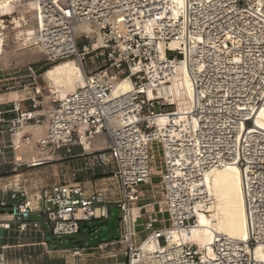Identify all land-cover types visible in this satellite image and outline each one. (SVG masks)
<instances>
[{
    "label": "built area",
    "instance_id": "2783aa9c",
    "mask_svg": "<svg viewBox=\"0 0 264 264\" xmlns=\"http://www.w3.org/2000/svg\"><path fill=\"white\" fill-rule=\"evenodd\" d=\"M35 1L45 63L79 61L85 84L44 104L43 75L35 67L0 80V95L20 97L0 103V176L7 167L14 175L30 168L18 158L14 137L27 126L47 123L44 136L27 132L23 140L53 158L81 148L78 157L90 158L117 192L86 194L57 181L38 191L34 205L22 182L0 189V231L6 233V241L0 236V264H32L8 259L10 251L22 247L8 241L12 233L44 236L41 222L26 220L31 215L42 216L53 235L63 237L79 234L82 224L106 225L113 208L119 210L121 239L60 252L75 264H264L256 255L258 248L264 251V130L254 128L264 107V0H183V5L175 0ZM115 20L122 21L126 39L116 34ZM87 26L96 33L83 31ZM178 67L186 71L194 93L181 122L173 121ZM127 80L131 90L113 95ZM162 118L171 122L162 127ZM154 145L164 158L159 175L152 169ZM229 167L243 175L249 238L216 234L210 252L184 236L199 227V213L207 214L213 203L205 175ZM155 177L170 227L156 228L167 225L156 190L149 201L141 195V186L153 184ZM154 207L158 210L144 223L147 238L136 245V227L144 211ZM149 240L150 252L142 248ZM118 246L125 250L118 252ZM120 255L126 260L119 261Z\"/></svg>",
    "mask_w": 264,
    "mask_h": 264
},
{
    "label": "bare ground",
    "instance_id": "6f19581e",
    "mask_svg": "<svg viewBox=\"0 0 264 264\" xmlns=\"http://www.w3.org/2000/svg\"><path fill=\"white\" fill-rule=\"evenodd\" d=\"M175 1L179 5H183V0ZM15 13H18L20 18L17 19L14 17ZM8 17H13V20L10 22V25H14L13 29L10 28V26L5 25V18ZM28 19L33 23L34 20L38 19V5L35 0H23L14 4L5 0H0V61L1 57L8 53V51L5 50L8 41H6L8 31L5 30L9 29L16 31L17 33L15 38L16 51L22 50L23 52H31V54H37L38 52L43 51L37 41L38 25L37 27L33 24L25 27L23 25L22 20L26 23ZM114 27L119 39H126V29L122 24V21L115 20ZM83 31L94 34L96 33V30L89 26L83 28ZM43 79L46 82L47 88H45V90L47 89L48 93L45 95V98L43 95V98L44 104H47L53 95L56 99L60 100L82 87L85 84V72L79 61L70 59L52 66L43 74ZM131 88L132 84L127 80L116 86L113 95L130 91ZM172 94L174 95L173 102H176L178 106V112L173 118V121L181 122L184 120V114L187 113V110H190L191 102L194 98L191 81L182 67H178V76L172 86ZM169 122H171L170 119L162 118L159 123L160 126L163 127ZM47 128V123L40 127L27 126L16 134V138L14 137L17 154L19 156L29 155L28 157L30 158L27 162L29 167L43 165L50 161L52 156L38 155L41 154L40 150H38L34 144L28 145L23 140V136L27 132H32L35 136H44ZM254 128L264 130V107L257 113ZM102 146V139L98 138L96 149H100ZM86 148L89 149L88 145H86ZM203 184L207 187L213 199V203L207 214L199 213V227L195 229L191 235H185L184 238L200 248H208L210 252L211 248L209 246L216 234L240 241H247L249 238V231L241 169L238 167H229L214 170L205 175ZM38 198L39 192L35 201L33 200L34 205L37 204ZM161 203L168 224L170 223V220L165 210L164 201L161 200ZM133 211L135 216L139 214L137 208H134ZM168 227H170V224ZM142 248L148 252L154 250V246L150 240L145 242ZM256 255L264 261V251H262L261 248L256 250Z\"/></svg>",
    "mask_w": 264,
    "mask_h": 264
},
{
    "label": "rangeland",
    "instance_id": "374dc122",
    "mask_svg": "<svg viewBox=\"0 0 264 264\" xmlns=\"http://www.w3.org/2000/svg\"><path fill=\"white\" fill-rule=\"evenodd\" d=\"M17 19L20 18L19 14L15 15ZM6 19V18H5ZM5 21L6 26H10V28L13 29L14 25H10V22L13 20V17H8ZM20 20V19H19ZM23 25L28 26L33 24L34 26L36 25L37 27V19L34 20V23L28 19V21L25 23L23 20ZM12 26V27H11ZM12 29L5 30L8 31V37L6 39L7 41V46L5 47V50L8 51L7 54H4L1 57L0 61V80H9L13 79L15 77L19 76V70L20 69H25L28 66H33L35 67L40 74H44L47 70H49L52 66L54 65H49L45 63V56L42 52H38L37 54H31V52H23L21 51H16V44H15V38H16V31H13ZM41 86L47 88L45 80L42 78L41 79ZM14 94V95H13ZM47 89L43 92L44 98L45 95H47ZM5 96V97H4ZM0 103L3 102H13L17 101L19 99V96L15 92L7 93L4 95H0ZM23 97H25L23 95ZM21 97V98H23ZM54 96H52L53 98ZM5 98V99H4ZM5 100V101H4ZM45 125V124H44ZM26 142V141H25ZM16 144V143H15ZM154 151V163L152 164L153 166V173L154 174H161L163 170V165H164V158L162 155L161 150L157 145H154L153 147ZM56 163L48 162L45 163L41 166H38L36 168H27L24 167L23 171L19 173L22 175V179L18 181H24L27 186H31L33 182L37 181L38 179H46L50 184L55 183L54 182V177L56 173V167L53 166ZM12 176L10 175H1L0 176V189H5V187L10 186L11 178ZM58 179V178H57ZM53 180V182H52ZM59 180V179H58ZM110 183H105L103 185V188L108 189L107 191H110L109 188H112L110 194H115L117 192V186L113 181H109ZM160 178L155 177L153 179V184L151 185H142L140 190H141V195L143 196V200L149 201L153 191L156 190V200L157 202H161L162 197L160 194V186H159ZM43 187V185H32L30 189H34L33 192L31 193L32 199H35V193L37 194L38 191ZM114 190V191H113ZM7 196V195H6ZM160 204V203H159ZM162 207V205H160ZM10 210V209H9ZM8 210V211H9ZM158 210V207L150 208L146 211H144V217L143 219H140L137 227H136V237H135V243L136 245H139L142 243L146 238H147V232L145 230L144 223L151 220L152 217L148 214L150 212H155ZM4 211V210H1ZM158 219H162L163 216L162 214H157ZM27 221H39L41 222L42 229L44 231V239L47 241L49 244L50 248L52 249H74V248H81V247H96L100 243H106V242H112V241H117L122 238V225L120 220H116L113 222L112 229L111 231L104 237H101V232L106 228V225H104L101 230L93 235H89V232L83 228L85 224H82V229L79 234L72 235V236H63V237H57L53 235L51 227H48L47 225L44 224V218L42 216L38 215H31L26 218ZM98 222H90V226H95ZM170 223L167 225L165 224H156V228H163L168 226ZM0 236L3 237V240L1 242L6 241V234L3 230L0 231ZM125 250L124 246H118L117 251L122 252ZM13 251V257L16 258L18 257V252ZM119 261L126 260V258L123 255H120L118 258Z\"/></svg>",
    "mask_w": 264,
    "mask_h": 264
},
{
    "label": "crops",
    "instance_id": "0c3cea01",
    "mask_svg": "<svg viewBox=\"0 0 264 264\" xmlns=\"http://www.w3.org/2000/svg\"><path fill=\"white\" fill-rule=\"evenodd\" d=\"M81 152H82L81 148L75 147L71 149L70 153L66 150H62L58 152L54 156V158L52 157V159H54L52 163L54 162L56 163L55 165H53L56 167L54 182L61 181L64 183H68L72 187H78L82 189L86 194H90L91 192H93L94 189L105 191L106 189L103 188V185L105 183H110L108 181H113V180L103 179V174L99 169L95 167V163L90 158L78 157L79 155H81ZM38 155L52 156L48 152L45 154L41 152V154ZM21 156L18 155V158L24 164H28L27 162L30 158L28 157L29 155L26 156L21 155ZM30 168H34V167H30ZM1 175L12 176L11 178H9L11 180L10 183L11 185L8 187H12L13 185L19 184L21 182L25 184L24 181H18L22 179L21 177L22 175H14L11 172V167L2 169ZM50 182H48L46 179H38L37 181L33 182L32 185L34 184L36 186H39L42 184L43 187H45V186H49ZM31 186L30 185L27 186L25 184V187H27V189L32 193L34 189H30ZM35 195H36L35 196L36 199L38 193L37 194L35 193ZM159 203H160L159 205H162L161 202ZM11 204L12 203L9 202V206H11ZM161 211L163 212V206L161 207ZM8 241L14 244L19 242L22 244V247H18L14 249L15 252H18V257L16 258L13 257V251H10L8 253V259L10 263H16L19 261L21 262L28 261L32 264H75V260L72 259V257H70L69 255L66 257L62 252H60V250L62 249L50 248L49 244L44 239V236L41 237L39 235L33 234L30 235V237L19 238L17 234L12 233V235H10V237L8 238Z\"/></svg>",
    "mask_w": 264,
    "mask_h": 264
},
{
    "label": "water",
    "instance_id": "95a60500",
    "mask_svg": "<svg viewBox=\"0 0 264 264\" xmlns=\"http://www.w3.org/2000/svg\"><path fill=\"white\" fill-rule=\"evenodd\" d=\"M111 219L106 224V228L101 232V237L106 236L112 229L113 222L118 220L119 210L117 208H113L111 210ZM105 225L104 222H98L95 226H90L89 224H85L83 228L89 232V235H93L101 230V228Z\"/></svg>",
    "mask_w": 264,
    "mask_h": 264
}]
</instances>
